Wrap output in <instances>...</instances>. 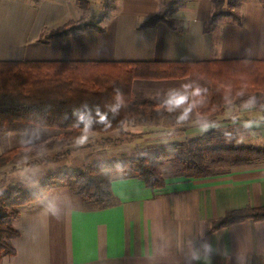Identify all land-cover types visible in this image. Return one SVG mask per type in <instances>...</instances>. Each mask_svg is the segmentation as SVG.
I'll use <instances>...</instances> for the list:
<instances>
[{
    "label": "crops",
    "instance_id": "0c3cea01",
    "mask_svg": "<svg viewBox=\"0 0 264 264\" xmlns=\"http://www.w3.org/2000/svg\"><path fill=\"white\" fill-rule=\"evenodd\" d=\"M112 1L109 16L93 20L98 29L43 43L45 33L80 20L78 0H0V62H264L260 0H246L232 10L237 20L223 16L212 26L211 0H188L168 23L145 28L143 24L174 0ZM131 94L147 103L122 131L71 140L58 131L12 124L3 133L8 150L30 144L48 149L59 140L84 147L119 142L89 152L80 149L88 162L75 168L82 169L111 159L169 152L172 145L198 138L208 147L264 148V94L238 95L206 117L196 113L186 78L135 80ZM68 151V158L77 152ZM209 159L218 164L223 160L208 153ZM9 166L0 169V176ZM160 170L164 186L157 190L128 172L113 173L110 205L104 208L83 202L66 186L49 190L20 208L13 223L19 232L15 255L3 257L0 264H264V221L211 230L232 211L264 206V163L231 166L202 178L184 176L172 161H165Z\"/></svg>",
    "mask_w": 264,
    "mask_h": 264
},
{
    "label": "trees",
    "instance_id": "16d2710c",
    "mask_svg": "<svg viewBox=\"0 0 264 264\" xmlns=\"http://www.w3.org/2000/svg\"><path fill=\"white\" fill-rule=\"evenodd\" d=\"M42 0H32L39 3ZM188 0H174L165 11L149 19L142 27L166 22L170 15ZM246 0H211L215 12L208 25L212 26L223 16L237 20L233 12L222 11V6L239 7ZM264 6V0H260ZM82 17L69 21L60 28L45 33L40 39L47 43L52 39L96 28V24L84 22L90 3L78 0ZM113 1L104 2L99 22L107 18ZM168 23V22H166ZM189 79L194 109L206 117L219 112L233 102L236 96L264 94V62L232 61L211 63H155V62H0V134L6 133L12 124H24L44 130L58 131L65 139L80 135L108 134L122 131L147 102L132 98L131 88L135 80L165 81ZM67 137V138H66ZM118 141H101L98 147L116 146ZM169 152L141 154L133 158L111 159L78 169L48 173L34 188L25 190L21 185L0 179V262L3 257L15 255L14 241L19 232L13 223L20 215V208L40 200L51 189L69 187L83 202L97 208L110 205L112 174L121 172L140 179L151 190L161 189L164 179L160 168L165 161L181 166L186 177L212 176L206 163L208 153L230 157L233 166L264 163V148L249 145H224L208 147L203 138L171 146ZM11 149L0 154V169L6 167L19 151ZM67 151L50 157H42L29 163L35 166L57 162ZM206 155V156H205ZM4 177V175H3ZM251 220L264 221V206L228 213L214 222L212 231Z\"/></svg>",
    "mask_w": 264,
    "mask_h": 264
},
{
    "label": "rangeland",
    "instance_id": "374dc122",
    "mask_svg": "<svg viewBox=\"0 0 264 264\" xmlns=\"http://www.w3.org/2000/svg\"><path fill=\"white\" fill-rule=\"evenodd\" d=\"M105 1L106 0H90L91 5L89 8V11L86 14V17L84 18L85 23L96 24L92 22L95 18H99V16L103 13L104 11L103 5ZM222 10L233 12L232 11L233 9L227 6H222ZM0 140H2L0 142V153L2 154L3 152L9 149V143L7 142L4 134H0ZM242 145H248V144H242ZM86 148H88L87 149L88 151V150H96L99 147L94 144H90L84 147L83 143L73 144V143H68V141H65V140H59L58 142L53 143V147H49L48 149H46L44 145L41 146V145H36V144H30L28 148L26 149L19 148L20 150L14 156L12 161L8 164L10 166L4 170V174H5L4 177L3 175H1L0 179L5 178L7 182L21 185L25 190L32 189L48 173L64 171L66 169H69V167H72V166L75 168L76 166H80V163L86 164L88 161L82 159L84 153L79 154L80 149L83 150ZM13 149H16V148H13ZM70 149H74L75 152L76 151L77 152L74 155L70 156V158H68L67 154L69 153L68 150ZM64 151H67V154L65 156L66 158L63 157L57 162L42 163V164H38L35 166L29 165V163L35 160H38L42 157L51 158L54 154L58 152H64ZM205 158H206L207 165L210 167L211 173L219 172V171H226L231 166H233V163L230 157L222 156L221 158H223V160L221 161V164H218L215 161L212 163L213 159L207 160V156ZM69 159L72 160L71 165L68 164L70 163ZM126 159H129V158H126ZM254 163H257V162H253L251 164H254ZM93 164H96V163H93ZM243 166H247V165H243ZM160 173H161V170H160ZM161 176H162V173H161Z\"/></svg>",
    "mask_w": 264,
    "mask_h": 264
}]
</instances>
